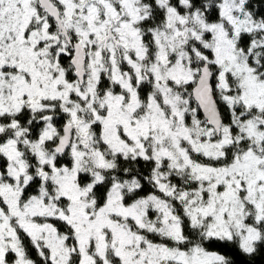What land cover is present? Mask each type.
<instances>
[{"label": "snow or ice", "instance_id": "6c2138e0", "mask_svg": "<svg viewBox=\"0 0 264 264\" xmlns=\"http://www.w3.org/2000/svg\"><path fill=\"white\" fill-rule=\"evenodd\" d=\"M0 264H264V0H0Z\"/></svg>", "mask_w": 264, "mask_h": 264}]
</instances>
